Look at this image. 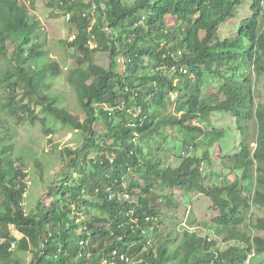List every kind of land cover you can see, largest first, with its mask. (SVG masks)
Listing matches in <instances>:
<instances>
[{"label":"trees","instance_id":"16d2710c","mask_svg":"<svg viewBox=\"0 0 264 264\" xmlns=\"http://www.w3.org/2000/svg\"><path fill=\"white\" fill-rule=\"evenodd\" d=\"M26 1L37 0H0V264H27L12 247L13 228L30 247L28 264H247L253 251L250 264H264L256 260L264 254L256 234L264 218L254 217L264 207V0H250L251 16L224 39L219 28L237 17L243 0H99L96 23L93 0H44L77 27L72 40H61L73 49L71 69L53 55ZM169 16L178 23L167 24ZM185 72L220 85L213 95L191 92L175 83ZM217 112L236 118L240 149L232 155L222 154L226 130L209 129ZM13 118L51 134H81L77 146L58 151L69 159L68 180L51 187L54 199L39 202L38 212L26 209L31 174ZM213 152L222 169L209 183L202 164ZM171 155L178 165H167ZM35 163L43 175L45 162L35 155ZM73 174L81 176L71 181ZM167 188L208 196L219 212L212 225L190 224L216 235L161 228V203L180 202Z\"/></svg>","mask_w":264,"mask_h":264},{"label":"rangeland","instance_id":"374dc122","mask_svg":"<svg viewBox=\"0 0 264 264\" xmlns=\"http://www.w3.org/2000/svg\"><path fill=\"white\" fill-rule=\"evenodd\" d=\"M23 2V1H22ZM27 6L31 9L35 17L40 18L43 21V30L48 33L50 39V48L53 52L55 58L61 59L64 61L66 69H71L75 66V59L72 58L71 53L73 49H69L67 46H64L61 43V40H72L74 35L77 33V27L71 24L66 12L61 8H49L44 0H37L34 4L26 1ZM251 1L243 0L242 5L238 7V14L236 18H229L224 22L219 28V35L222 39L231 38L236 33L239 32L240 23L243 18L251 16ZM94 21L99 22V16L96 14L94 16ZM178 20L174 16H169L167 18V24H176ZM126 58L124 56H119V61L117 64V70L120 73H123L126 69ZM5 66V61L0 56V74L3 71ZM226 66L220 67V75L216 74L214 77H217L219 80H223V72L226 70ZM232 67V64L229 68ZM184 76H179L175 78V83L179 86H183L191 92L201 93L202 95H213L216 91L217 84L209 83L208 81H197L193 75L185 72ZM178 76V75H177ZM208 78L213 77V75L208 74ZM60 83L65 84L64 76H61L58 79ZM66 86V84H65ZM66 89L69 88L66 86ZM2 87L0 86V96ZM258 91L264 95V74L261 76L258 82ZM72 104H78L76 95L69 91ZM6 95L4 94L3 100H5ZM83 118V115L80 114ZM12 123L16 124L19 130V135L16 137V141L23 146V149L26 151L27 161H28V171L31 174L29 184L30 190L27 193L26 198V209L29 211L31 209H37L39 202L43 206H48L51 201L54 199L50 194H53L51 187L56 189H61V185L67 181V165L69 162L68 158H61L59 152L65 146H77L81 142L80 132H69L63 133L62 131L58 134L48 133L46 126L39 125V123H32L28 119H15L13 118ZM213 126L218 128H224L226 130V136L223 140L224 142V151L223 155H232L235 152H238L240 149V131L236 123V118L231 113L217 112L211 116V122L209 129ZM140 141V140H138ZM145 149L147 153L149 152V142L144 141ZM37 151V153H36ZM149 154V153H148ZM35 155H38V158L45 162V172L43 175L40 174L38 166L35 163ZM213 152V160L211 163L202 164V172L206 176V181L211 183L212 174L216 171H221L222 165ZM167 165H178L176 159L171 155L170 157L165 158ZM81 176V175H79ZM77 174H73V177L70 180L78 179ZM247 189L252 190V185L248 184ZM165 191V190H164ZM166 191L174 192L172 189H166ZM163 193V192H162ZM176 199L178 200V205L161 203V208L163 211L162 222L164 224L160 226L165 230L167 225H171V228L174 233H176L175 225L179 227H187L191 232L198 231L201 236L209 235L213 236L215 230L213 228H202L192 226L190 221L193 218L203 222H207L209 225H212L213 218L219 214L218 211L212 208V200L205 195H202L199 192L189 193L188 195L184 193H175ZM63 200L60 205H63ZM156 204H160L159 197L155 201ZM39 211V209L35 210ZM254 217L255 218H264V207L263 208H254ZM169 227V226H168ZM196 227V228H195ZM170 228V227H169ZM13 235L17 238V243L14 249H22L20 251L21 256L25 259L28 264L32 260V253L30 247L24 244V237L14 228L12 229ZM256 234L261 235L264 238V230L256 232ZM174 239V238H173ZM152 240V239H151ZM24 241V242H23ZM264 259V254H261L256 258L257 261Z\"/></svg>","mask_w":264,"mask_h":264},{"label":"built area","instance_id":"2783aa9c","mask_svg":"<svg viewBox=\"0 0 264 264\" xmlns=\"http://www.w3.org/2000/svg\"><path fill=\"white\" fill-rule=\"evenodd\" d=\"M98 2H99V0H93L92 7H91V9H90V12L92 13V16H93V17H94V16L96 15V13H97ZM68 18H69V16H68ZM180 54H181V51H178L177 54H176L175 52H173L171 55H172L173 57H176L177 55H180ZM175 69H176V68H175ZM175 69H173V70H175ZM175 71H177V69H176ZM121 196H122V197H123V196H126V197L128 198L129 194L126 193L125 195L122 194ZM16 243H17V242H13L12 247H15ZM115 254H116V252H115ZM255 255H256V253H255L254 251H253L252 253L249 254L248 259H247V264H250V260H251L253 257H255ZM123 258H125V257H123ZM125 259H126V258H125ZM127 262H128V264H132L133 260H129V259H127Z\"/></svg>","mask_w":264,"mask_h":264},{"label":"clouds","instance_id":"9594fccd","mask_svg":"<svg viewBox=\"0 0 264 264\" xmlns=\"http://www.w3.org/2000/svg\"><path fill=\"white\" fill-rule=\"evenodd\" d=\"M174 72H175V74L178 73V71H174ZM199 221H200V220H199ZM196 227H200V226H196ZM196 227H195V228H196ZM195 233H197V234L200 235V232H198V231H195ZM204 236H208V235H204Z\"/></svg>","mask_w":264,"mask_h":264}]
</instances>
